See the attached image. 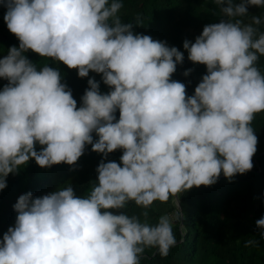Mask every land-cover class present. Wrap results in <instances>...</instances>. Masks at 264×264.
<instances>
[{
  "label": "clouds",
  "instance_id": "clouds-1",
  "mask_svg": "<svg viewBox=\"0 0 264 264\" xmlns=\"http://www.w3.org/2000/svg\"><path fill=\"white\" fill-rule=\"evenodd\" d=\"M214 2L226 19L183 43L188 59L207 68L188 96L186 85L172 79L184 54L135 33L133 23L122 21L123 0H0L20 42L0 59V78L8 81L0 91V191L32 159L41 168L74 166L86 145L104 157L98 183L84 196L69 185L18 198L15 226L0 240V264H141L152 247L167 255L177 243L173 223L167 215L148 223V209L210 187L221 174L231 182L253 169L252 123L264 113L258 67L264 20L245 18L250 8H264V0ZM29 51L80 78L99 74L110 91L102 93L89 78L78 108L61 72L49 64L38 68ZM117 150L121 162L108 161ZM130 203L144 209L143 221L124 211ZM256 225L264 235V218Z\"/></svg>",
  "mask_w": 264,
  "mask_h": 264
},
{
  "label": "trees",
  "instance_id": "trees-1",
  "mask_svg": "<svg viewBox=\"0 0 264 264\" xmlns=\"http://www.w3.org/2000/svg\"><path fill=\"white\" fill-rule=\"evenodd\" d=\"M123 4L120 13L122 21L133 23L135 33L167 42L169 47H176L184 54V62L177 65L172 79L186 85L188 96L194 95L196 86L207 74V68L188 59L183 43L185 40L194 43L205 25L226 19L220 7L214 0H123ZM6 11V8L0 7V59L7 55L11 47H19L20 43L4 21ZM249 12L245 22H250L252 15L264 20V8L252 7ZM137 17L142 20L139 26L135 25ZM260 30L264 31V24ZM26 55L38 68L49 64L61 72V82L72 91L78 108L89 88V78L94 77L100 82L102 93L110 91L99 74L90 72L88 78H80L77 70L69 69L62 63L42 58L31 51ZM258 67L264 73V56L260 58ZM189 69L192 72L185 77L184 72ZM7 84V80L0 78V91ZM116 117L118 120L119 111ZM252 126L258 144L251 171L237 174L231 182L221 174L217 183L210 187H194L180 194L179 199L173 197L167 203L156 202L148 209L147 221L150 224H156L163 215L171 219L177 243L167 255H161L155 247L146 248L141 264H264V235L256 225L257 220L264 218V113L256 115ZM93 135L94 140L98 139ZM41 147L37 144L36 150L39 152ZM122 154V150H117L107 159L120 163ZM102 160V154L92 151L91 145H86L84 155L74 166L62 163L41 168L32 159L18 173L9 174L7 187L0 191V240L9 227L15 226L17 213L14 205L21 195L31 192L34 197H42L70 185L78 196H84L93 183H98L96 170ZM124 211L144 220V209L134 203H130ZM249 240L256 243L246 247Z\"/></svg>",
  "mask_w": 264,
  "mask_h": 264
},
{
  "label": "water",
  "instance_id": "water-1",
  "mask_svg": "<svg viewBox=\"0 0 264 264\" xmlns=\"http://www.w3.org/2000/svg\"><path fill=\"white\" fill-rule=\"evenodd\" d=\"M177 207H178V209L180 210V206H179V204L177 203Z\"/></svg>",
  "mask_w": 264,
  "mask_h": 264
}]
</instances>
